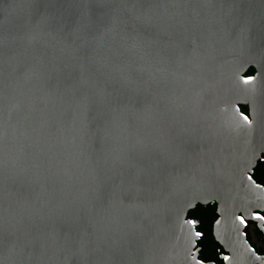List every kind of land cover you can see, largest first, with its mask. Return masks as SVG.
Wrapping results in <instances>:
<instances>
[{
  "label": "water",
  "instance_id": "95a60500",
  "mask_svg": "<svg viewBox=\"0 0 264 264\" xmlns=\"http://www.w3.org/2000/svg\"><path fill=\"white\" fill-rule=\"evenodd\" d=\"M261 155L264 0H0V264H201Z\"/></svg>",
  "mask_w": 264,
  "mask_h": 264
},
{
  "label": "flooded vegetation",
  "instance_id": "af4514ba",
  "mask_svg": "<svg viewBox=\"0 0 264 264\" xmlns=\"http://www.w3.org/2000/svg\"><path fill=\"white\" fill-rule=\"evenodd\" d=\"M240 109L244 115L249 116L248 107L241 106ZM251 178L264 191V155L257 161ZM198 206L202 205H197L192 211L199 210ZM202 207L204 220L188 213L189 218L199 222L195 227L197 240L194 249L199 263L264 264V204L259 205L256 210H244L238 214L234 225L239 226L240 231L229 225L218 236L215 233V226L220 219L217 205ZM212 207L216 209L214 213L208 211Z\"/></svg>",
  "mask_w": 264,
  "mask_h": 264
},
{
  "label": "trees",
  "instance_id": "16d2710c",
  "mask_svg": "<svg viewBox=\"0 0 264 264\" xmlns=\"http://www.w3.org/2000/svg\"><path fill=\"white\" fill-rule=\"evenodd\" d=\"M254 74H255V70L253 69V68H251L248 72H247V74L245 75L246 77H252V76H254ZM242 109V112H244V110H243V108H241ZM200 209L199 210H197L196 212L195 211H190L189 212V214L190 215H192V216H195V217H197V218H201V219H203L204 220V217H203V213H204V209H203V207L202 206H198ZM210 207V206H209ZM215 207L213 208H209V212H211V213H214L215 212Z\"/></svg>",
  "mask_w": 264,
  "mask_h": 264
},
{
  "label": "snow or ice",
  "instance_id": "6c2138e0",
  "mask_svg": "<svg viewBox=\"0 0 264 264\" xmlns=\"http://www.w3.org/2000/svg\"><path fill=\"white\" fill-rule=\"evenodd\" d=\"M244 119H245V120H247V117H244ZM248 123L250 124V123H251V121H248Z\"/></svg>",
  "mask_w": 264,
  "mask_h": 264
}]
</instances>
